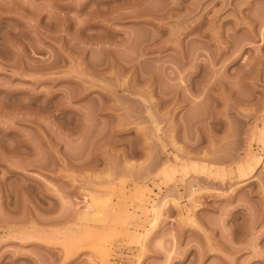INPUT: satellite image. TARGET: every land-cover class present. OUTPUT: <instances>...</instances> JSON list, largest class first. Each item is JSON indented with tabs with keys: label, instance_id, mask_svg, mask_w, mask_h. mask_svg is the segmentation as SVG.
Returning a JSON list of instances; mask_svg holds the SVG:
<instances>
[{
	"label": "rangeland",
	"instance_id": "1",
	"mask_svg": "<svg viewBox=\"0 0 264 264\" xmlns=\"http://www.w3.org/2000/svg\"><path fill=\"white\" fill-rule=\"evenodd\" d=\"M0 264H264V0H0Z\"/></svg>",
	"mask_w": 264,
	"mask_h": 264
},
{
	"label": "bare ground",
	"instance_id": "2",
	"mask_svg": "<svg viewBox=\"0 0 264 264\" xmlns=\"http://www.w3.org/2000/svg\"><path fill=\"white\" fill-rule=\"evenodd\" d=\"M195 167V166H194ZM185 168H187V167H184V169ZM175 168L174 167H168V170H167V168H165V170L163 169V173L164 174H166V175H168L169 176V179L171 178V176L174 174V172H175ZM163 174V175H164ZM165 176V175H164ZM91 199H90V202H88L89 204H88V208H87V210L83 213V217H85V218H87V219H93V218H96V217H93L97 212L99 213V212H101V211H103L104 209L103 208H105L102 204H99V201H97L96 199H94L93 197H90ZM170 201H168V199L167 200H165L163 203H162V205H161V207H164V206H166L168 203H169ZM103 207H102V206ZM101 208H100V207ZM99 209V210H98ZM95 210H98V211H96V213L94 214L93 212H95ZM101 210V211H100ZM154 211H156V209L154 208ZM92 215V216H91ZM98 215V214H97ZM91 217V218H90ZM95 220V219H94Z\"/></svg>",
	"mask_w": 264,
	"mask_h": 264
}]
</instances>
